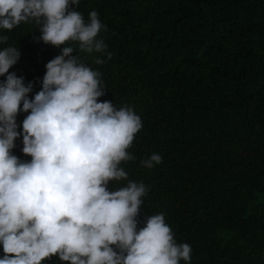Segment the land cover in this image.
Returning <instances> with one entry per match:
<instances>
[{
	"label": "trees",
	"instance_id": "obj_1",
	"mask_svg": "<svg viewBox=\"0 0 264 264\" xmlns=\"http://www.w3.org/2000/svg\"><path fill=\"white\" fill-rule=\"evenodd\" d=\"M75 7L85 20L96 10L98 37L111 53L66 42L99 71L97 99L131 106L142 121L127 149L135 159L121 162L127 178L109 184L146 185L138 227L163 213L173 238L191 246L188 264H264V0H79ZM0 32L20 53L8 71L32 80L35 92L59 47L34 39L31 23ZM15 144L12 151L30 159L19 137ZM153 152L161 161L141 166Z\"/></svg>",
	"mask_w": 264,
	"mask_h": 264
},
{
	"label": "clouds",
	"instance_id": "obj_2",
	"mask_svg": "<svg viewBox=\"0 0 264 264\" xmlns=\"http://www.w3.org/2000/svg\"><path fill=\"white\" fill-rule=\"evenodd\" d=\"M78 3L0 0V30L31 23L38 27L34 39L59 47L32 92V80L8 71L20 53L0 32V264H47L53 257L61 264H188L191 246L173 238L163 213L145 216L138 227L142 181L109 187L127 178L121 162L135 159L127 149L142 121L131 106L97 99L104 94L99 71L66 43L111 55L98 37V13L85 20ZM18 113H26L19 125ZM18 137L30 159L12 151ZM160 161L153 152L139 163Z\"/></svg>",
	"mask_w": 264,
	"mask_h": 264
}]
</instances>
